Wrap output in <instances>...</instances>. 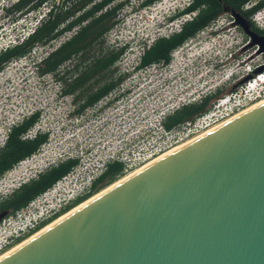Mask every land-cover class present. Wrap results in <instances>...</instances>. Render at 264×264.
Listing matches in <instances>:
<instances>
[{
  "label": "rangeland",
  "instance_id": "obj_1",
  "mask_svg": "<svg viewBox=\"0 0 264 264\" xmlns=\"http://www.w3.org/2000/svg\"><path fill=\"white\" fill-rule=\"evenodd\" d=\"M13 1L0 0V51L28 36L49 8L47 5L15 20V15L5 10ZM130 1L132 3L120 13L119 26L95 44L90 53L92 60L127 44L128 51L115 66V77L124 73L130 76L116 92L83 115L76 114L79 107L76 101L83 99L85 90L91 88L93 82L73 94H65L64 90L75 77L74 66L76 69L79 65V74L90 61L79 63L80 58H76L62 67L64 74H43L38 68V63L74 32L65 34L50 46H37L30 55L11 61L0 72V147L10 128L35 112H39L40 119L32 129L50 133L49 142L38 153L0 179V199L61 161L80 159L79 166L67 180L37 198L23 213L41 209L55 198L74 199L85 193L84 187L89 186L91 177L101 172L108 155L122 150L125 153L143 151L149 142H153L158 134L157 121L163 112L221 90L214 99L216 101L241 89L252 80L253 73L264 72L261 71L264 52H259L258 45H252V38L237 25L231 12L177 49L170 65L135 70L143 53V44L150 45L155 39L178 31L185 18L173 22L169 19L187 7L191 0H160L146 8L140 6L142 0ZM256 19V25L264 29V10L256 15ZM116 96L119 98L113 100ZM149 127L152 131L145 133ZM4 220L1 227L13 223L16 217L9 216Z\"/></svg>",
  "mask_w": 264,
  "mask_h": 264
},
{
  "label": "water",
  "instance_id": "obj_2",
  "mask_svg": "<svg viewBox=\"0 0 264 264\" xmlns=\"http://www.w3.org/2000/svg\"><path fill=\"white\" fill-rule=\"evenodd\" d=\"M114 184L0 264H264V102Z\"/></svg>",
  "mask_w": 264,
  "mask_h": 264
},
{
  "label": "trees",
  "instance_id": "obj_3",
  "mask_svg": "<svg viewBox=\"0 0 264 264\" xmlns=\"http://www.w3.org/2000/svg\"><path fill=\"white\" fill-rule=\"evenodd\" d=\"M160 0H142V8L150 7ZM130 0H16L5 8L6 12L14 14V19L39 11L49 6L48 12L40 20L39 24L17 44L0 51V72L13 60L30 55L39 45L50 46L65 34L74 32L66 41L61 43L38 63V68L43 74H64L62 67L80 58L79 63H88L85 70L78 74L79 65L73 72L75 77L70 86L64 90L65 94H73L76 87H84L94 81L91 88L86 89L83 99H78L79 107L75 110L77 115H83L87 109L96 106L102 99L116 92L129 74L116 75V64L128 51L126 44L117 50H111L103 56H96L90 60V53L95 44L120 24V13L130 5ZM264 10V0H191L187 7L177 12L169 21L187 18L182 21L180 29L169 36L155 39L150 45L143 44V53L139 57V63L135 70H144L151 66L165 67L171 64L173 53L195 38L206 28L214 24L221 16L228 12H238L251 22L254 30L264 34V29L258 27L253 17ZM77 73V75H76ZM74 76V75H73ZM256 74L253 73L252 77ZM102 83L98 92V83ZM96 85V86H95ZM221 93L218 90L214 94H207L199 101L183 104L166 116L163 125L171 130L180 124L195 119L200 114L208 111L214 99ZM120 96V95H119ZM116 96L113 100L119 98ZM81 102V103H80ZM39 112H35L22 122L12 126L7 135L4 146L0 150V179L8 171L15 168L22 161L38 153L50 140L49 132L38 131L34 138H25L38 123ZM80 164V159L69 158L61 161L49 170L40 173L37 178L22 184L12 196L0 202V210L11 208L9 216L16 215L19 211L29 207L37 198L52 189L59 181L70 175ZM124 176V163L113 161L107 164L102 174L94 180L91 188L86 193L66 205L60 212L48 220L41 222L37 228L17 239L22 242L41 230L55 219L71 211L95 194Z\"/></svg>",
  "mask_w": 264,
  "mask_h": 264
},
{
  "label": "built area",
  "instance_id": "obj_4",
  "mask_svg": "<svg viewBox=\"0 0 264 264\" xmlns=\"http://www.w3.org/2000/svg\"><path fill=\"white\" fill-rule=\"evenodd\" d=\"M188 18H191V16L188 15ZM186 19L187 18H185V20ZM38 24L39 23H37V25ZM5 49L6 48L3 50ZM262 100H264V72L257 74L252 78V80H249V82L241 86V89L214 101L212 107L208 111L200 114L193 120L180 124L171 130L167 129L163 125L162 121L175 109L170 112H163L157 121V124H159L158 134L154 138L153 142H149L143 151L125 153L122 150L119 153L108 155L106 157L107 159L103 161L101 172L91 177L89 186L84 188L89 191L94 180L102 174V172L106 169L107 164L110 162L121 161L124 163V174L132 172L150 162H153L154 160L156 161L157 158H160V156L166 154L170 150L184 145L195 138L197 139L207 132L228 122L229 120L235 118V116L240 112L248 109L257 102H261ZM151 129L152 128L150 127L147 128L145 133H149L152 131ZM37 132L38 131L31 129L28 132V137L34 138ZM68 176L63 178L57 184L67 180ZM76 198L77 197L74 199ZM74 199H68L66 196L60 199L55 198L49 201L44 207H41V209L33 210L28 213H23L24 210H22V212L19 211L16 215H14L16 220L13 223L3 227L0 226V256L11 249L15 243H17L16 241L18 238L23 237L33 229L37 228L41 222L53 217ZM5 221L6 219L4 222Z\"/></svg>",
  "mask_w": 264,
  "mask_h": 264
},
{
  "label": "bare ground",
  "instance_id": "obj_5",
  "mask_svg": "<svg viewBox=\"0 0 264 264\" xmlns=\"http://www.w3.org/2000/svg\"><path fill=\"white\" fill-rule=\"evenodd\" d=\"M242 58H243V57H242ZM242 58H241V59H242ZM236 59H237V58H236ZM238 60H239V59H238ZM248 61H249V60H246V62H248ZM238 63H239V62H238ZM242 63H243V62H242ZM263 102H264V100H262L261 102H257L256 104H254V105H252L251 107H249L248 109H246V110L240 112V113L237 114L236 116H238V115L244 113L245 111H247V110H249V109L255 107L256 105H259V104L263 103ZM236 116H235V117H236ZM195 139H196V138H195ZM195 139H194V140H195ZM191 141H193V140H191ZM191 141L185 143L184 145L190 143ZM184 145L178 146V147H176V148L170 150L169 152H167V153L164 154V155H167L168 153H171L172 151H174V150H176V149H178V148H180V147H182V146H184ZM164 155L160 156V158L163 157ZM157 159H159V158H157ZM154 161H155V160H154ZM154 161H153V162H154ZM151 163H152V162L146 164L145 166H143V167H141V168H138V169H136V170L130 172L129 174H127L125 177H123L122 179H120V180L117 181L116 183H118V182H120V181H122V180H124V179H126V178H128V177H130V176H132V175H134L135 173L139 172L140 170H142L143 168H145L147 165H149V164H151ZM12 185H13V184H12ZM113 185H115V184H113ZM15 186H16V185H15ZM3 189H4V188H3ZM5 190H6V189H5ZM105 190H106V189H105ZM105 190H103V191H101L100 193L96 194L95 196L89 198L87 201L81 203L80 205H78L77 207L73 208L71 211L67 212L66 214H64V215L60 216L59 218L55 219L53 222H51L50 224H48L47 226H45V227L42 228L41 230L37 231L36 233H34V234H33L32 236H30L29 238L23 240L22 242H20L19 244H17L16 246H14V247L11 248L10 250H8L7 252L3 253V254L0 256V258H2L3 256H5V255L8 254L9 252H11V251L17 249L18 247H20V246L23 245L24 243L28 242V241L31 240L33 237H35L36 235H38L39 233H41L42 231H44V230L47 229L48 227L52 226L54 223L58 222L59 220H61L62 218H64V217L67 216L68 214H70L71 212H73V211H75L76 209H78L79 207L83 206V205L86 204L87 202L91 201L92 199H94L95 197H97L98 195H100V194H101L102 192H104Z\"/></svg>",
  "mask_w": 264,
  "mask_h": 264
},
{
  "label": "flooded vegetation",
  "instance_id": "obj_6",
  "mask_svg": "<svg viewBox=\"0 0 264 264\" xmlns=\"http://www.w3.org/2000/svg\"><path fill=\"white\" fill-rule=\"evenodd\" d=\"M249 23H250V29H251L252 31H255L250 21H249ZM237 25H239V24H237ZM240 28L245 32L244 28H243L241 25H240ZM255 32H256V31H255ZM245 33H246V32H245ZM261 35H263V34H261ZM91 82L94 83L93 80H91ZM98 84H99V85H98V92H100V91H101V88H102V83L99 82ZM75 89L77 90V89H79V87L77 86ZM62 94H63V92H62ZM26 137H28V133L25 134V138H26ZM4 144H5V143H4ZM3 146H4V145H3ZM3 146L0 147V150H1V148H2ZM8 172H9V171H8ZM8 172H7V173H8ZM5 174H6V173H5ZM14 191H15V190H14ZM14 191H13V193H14ZM13 193H11L10 195H8V196H6V197H2V198L0 199V202H1V201H4L5 199H7V198H9L10 196H12ZM85 193H86V192H85ZM11 211H12L11 208L0 210V215L3 214V213H6V212L8 213L7 216H5V217L3 218V220L6 219V218L8 217V215H9V213H10ZM3 220H2V221H3Z\"/></svg>",
  "mask_w": 264,
  "mask_h": 264
},
{
  "label": "clouds",
  "instance_id": "obj_7",
  "mask_svg": "<svg viewBox=\"0 0 264 264\" xmlns=\"http://www.w3.org/2000/svg\"><path fill=\"white\" fill-rule=\"evenodd\" d=\"M13 2H14V1H13ZM9 5H10V4H8V6H9ZM8 6H7V7H8ZM262 11H263V10H262ZM262 11H260V12H258V13H261ZM258 13H257V14H258ZM257 14H256V15H257ZM256 15L252 18L254 22H257Z\"/></svg>",
  "mask_w": 264,
  "mask_h": 264
}]
</instances>
